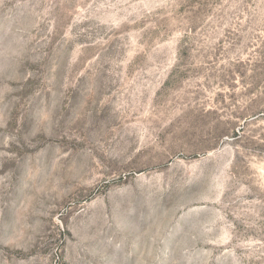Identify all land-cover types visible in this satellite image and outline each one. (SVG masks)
<instances>
[{"label":"rangeland","instance_id":"1","mask_svg":"<svg viewBox=\"0 0 264 264\" xmlns=\"http://www.w3.org/2000/svg\"><path fill=\"white\" fill-rule=\"evenodd\" d=\"M0 264H264V0H0Z\"/></svg>","mask_w":264,"mask_h":264}]
</instances>
